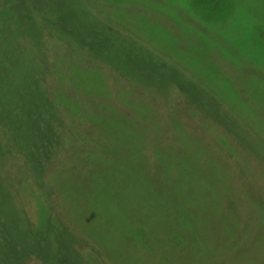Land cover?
<instances>
[{
    "label": "rangeland",
    "instance_id": "1",
    "mask_svg": "<svg viewBox=\"0 0 264 264\" xmlns=\"http://www.w3.org/2000/svg\"><path fill=\"white\" fill-rule=\"evenodd\" d=\"M0 264H264V0H0Z\"/></svg>",
    "mask_w": 264,
    "mask_h": 264
},
{
    "label": "trees",
    "instance_id": "2",
    "mask_svg": "<svg viewBox=\"0 0 264 264\" xmlns=\"http://www.w3.org/2000/svg\"><path fill=\"white\" fill-rule=\"evenodd\" d=\"M0 109H1V107H0Z\"/></svg>",
    "mask_w": 264,
    "mask_h": 264
}]
</instances>
